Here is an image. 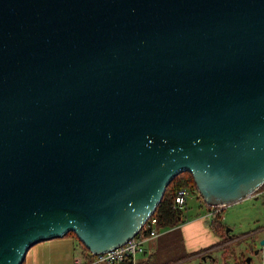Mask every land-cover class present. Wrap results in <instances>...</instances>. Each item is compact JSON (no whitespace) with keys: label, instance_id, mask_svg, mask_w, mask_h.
<instances>
[{"label":"water","instance_id":"water-1","mask_svg":"<svg viewBox=\"0 0 264 264\" xmlns=\"http://www.w3.org/2000/svg\"><path fill=\"white\" fill-rule=\"evenodd\" d=\"M181 171L264 182V0H0V264L120 246Z\"/></svg>","mask_w":264,"mask_h":264},{"label":"rangeland","instance_id":"rangeland-1","mask_svg":"<svg viewBox=\"0 0 264 264\" xmlns=\"http://www.w3.org/2000/svg\"><path fill=\"white\" fill-rule=\"evenodd\" d=\"M218 207L220 206H217V209ZM184 214L186 216L185 221L204 216L203 223L209 227L210 216H207L206 207L199 197L198 191L188 190ZM222 215L226 227L230 229L228 232L225 230L226 234L219 236L218 241L213 238V244L209 243L208 248L205 250L208 253L204 252L190 258L185 257L176 260L175 264H225L221 252L226 248H228L227 255L229 259H226L228 264L242 261L243 258L246 261V257L250 258L249 261H246V264H264V244L260 243V240L264 238V189L253 192L250 196L237 202L225 205ZM164 231H158V234L146 240L143 246L158 248L162 253H159V257L162 259L166 256L183 255L186 249L183 245V236L179 225L177 229L166 232L167 234ZM229 233L234 235L230 237ZM169 234L171 236L170 242H166L167 240H164V237ZM226 236L227 239H225ZM73 239L77 245L76 252L80 253V244L75 237ZM136 256L139 258L140 253H137Z\"/></svg>","mask_w":264,"mask_h":264},{"label":"trees","instance_id":"trees-1","mask_svg":"<svg viewBox=\"0 0 264 264\" xmlns=\"http://www.w3.org/2000/svg\"><path fill=\"white\" fill-rule=\"evenodd\" d=\"M187 189L191 190L193 192L197 191L194 183V179L192 174L189 171H181L174 175L172 179L169 181V183L166 185L165 190L163 192V195L155 207L154 211L150 215L149 219L145 222L143 227L141 228L140 232L142 234H148L150 228L154 227L157 231L165 230L164 233H168L173 231L174 229L178 228V225L186 220V216L184 214L185 207L182 208H173V202L175 196L178 194V191L181 189ZM264 189V182L255 190H261ZM202 202L204 203L206 210L211 212V217L209 221V227L210 230L219 236H224L226 234L225 228L226 223L223 221V208H218L217 206H211L205 203V201L202 199V197L199 195ZM151 217L156 218L155 223H151ZM168 229V230H166ZM166 233V234H167ZM72 235L75 237L79 244H80V255L85 259L89 260L95 255L89 251V249L84 245L82 241H80L76 234L73 231H68L66 235ZM230 237H232L234 234L229 233ZM170 234L166 237H164V240H167L166 242H170ZM228 237L226 236L225 239ZM208 247H203L198 250L184 253L183 255L178 256H166L164 259L159 257V253L161 251L158 250V248H155L153 251L141 253V256L136 259L135 264H173L176 260H180L185 257H192L199 255L201 253H204L203 250H206ZM228 248L226 250H223L221 252V256H223L225 259V264H228ZM230 250V249H229ZM231 251V250H230ZM162 254V253H161ZM230 256V255H229ZM242 260V259H241ZM98 264H132L130 257H124L119 262H112V263H106V262H100ZM175 264V263H174ZM234 264H246L245 259L243 258L242 261L234 262Z\"/></svg>","mask_w":264,"mask_h":264},{"label":"crops","instance_id":"crops-1","mask_svg":"<svg viewBox=\"0 0 264 264\" xmlns=\"http://www.w3.org/2000/svg\"><path fill=\"white\" fill-rule=\"evenodd\" d=\"M223 207L224 206H220L218 208ZM207 216L211 217L210 211H207ZM203 217H195L192 220H188L179 224V228L183 236V245L186 249L185 253L198 250L203 248V246L207 247L209 243L214 241L213 238H216L217 241L219 240V235L214 234L208 226L204 225ZM76 247L77 245L72 235L68 234L60 237L41 240L30 246L21 264H73L75 256L80 255V253L76 252ZM154 249L155 248L153 247L143 246L142 252H150ZM203 251L205 252V250Z\"/></svg>","mask_w":264,"mask_h":264},{"label":"built area","instance_id":"built-area-1","mask_svg":"<svg viewBox=\"0 0 264 264\" xmlns=\"http://www.w3.org/2000/svg\"><path fill=\"white\" fill-rule=\"evenodd\" d=\"M187 189L183 188L178 191V194L174 198L173 208H182L186 205V195ZM151 223L156 222L155 217H151ZM158 234V231L152 227L150 228L148 234H142L140 231L128 239L125 243L117 246L111 250H108L103 253L94 254L95 256L89 260H85L82 256H75L73 264H98L100 262L112 263L119 262L124 257H130L132 264H134L137 253H141L143 251V243L155 237Z\"/></svg>","mask_w":264,"mask_h":264}]
</instances>
